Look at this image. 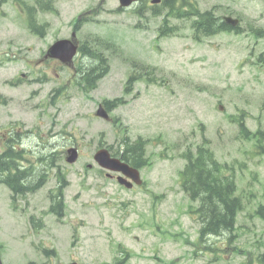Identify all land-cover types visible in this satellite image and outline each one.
Returning a JSON list of instances; mask_svg holds the SVG:
<instances>
[{
  "label": "rangeland",
  "instance_id": "1",
  "mask_svg": "<svg viewBox=\"0 0 264 264\" xmlns=\"http://www.w3.org/2000/svg\"><path fill=\"white\" fill-rule=\"evenodd\" d=\"M22 1L37 8L35 0ZM43 2L54 7L34 12L44 39L28 29V15L16 4H0V130L16 136L22 168L36 181L45 175L40 189L15 201L0 182L3 264H113L123 257L122 264H264V220L254 214L264 205V152L240 136L236 123L264 135V39L251 32L264 29V0H195L201 11L217 7L216 16L241 19L239 35L200 41L190 21L171 20L175 33L158 36L161 18L152 16L158 5L121 10L118 0ZM84 13L89 21L76 39L102 55L106 75L84 92L77 70L75 79L46 60L44 85L31 81L39 72L24 61L70 38L73 20ZM74 60L78 68L89 65L81 53ZM20 72L26 76L11 85ZM114 99L121 103L109 113L111 123L94 116L98 104ZM123 137L146 142L145 185L133 190L107 179L93 161L97 149L116 150ZM203 137L216 159L233 168L228 177L242 209L231 235L200 242L188 211L198 203L188 201L178 174L182 152ZM70 147L79 152L74 164L65 162ZM59 173L67 184L61 219L48 212ZM119 244L129 256L116 252Z\"/></svg>",
  "mask_w": 264,
  "mask_h": 264
},
{
  "label": "trees",
  "instance_id": "2",
  "mask_svg": "<svg viewBox=\"0 0 264 264\" xmlns=\"http://www.w3.org/2000/svg\"><path fill=\"white\" fill-rule=\"evenodd\" d=\"M176 1L181 2V6L178 8L174 6ZM187 2L188 0H168L167 8L173 11L177 10L175 15L178 19H188L187 21H190L195 39L200 36H211L230 30L219 18H215L213 12H200L197 6L187 5ZM185 6L187 10H183ZM79 24L80 21L77 26ZM171 31L172 28L168 27L167 20L164 19L162 26L159 28V33L167 35ZM256 35L264 34L258 31ZM80 51L89 60L87 68L82 66V69H80L82 71L81 82L87 88L93 89L96 82L105 75L107 70L106 66L103 65L105 60L101 54H97L85 46H82ZM132 78H130V81ZM119 102V100L113 101L108 104V107L112 108ZM236 123L240 136L246 140L253 139L255 148H259L264 152L262 143L264 135L261 134V131L249 132L240 119ZM145 143L142 139L131 142L127 137H123L113 156L118 157L132 167L142 169L149 166ZM208 145V141L203 139L202 144L196 146L194 152L193 149L187 147L181 154L182 159L186 161L185 167L180 172L181 188L188 197V201L198 203L196 207L189 206L188 211L200 225L199 240L201 242L207 237H219L225 233L231 235L235 229L237 213L242 208L240 200L235 197L236 186L234 180L228 177L229 173L233 172V168L217 162ZM18 159V153L14 152L11 147L0 155V182L10 189L13 196L24 197L27 193H34L43 185L45 175L44 178L43 175L39 176L40 179L36 181V175L32 176L31 170H19L16 163ZM58 182L60 183L59 193H56L53 197L50 212L57 217H62L61 191L65 181L62 177H59ZM193 207L194 210H192ZM254 213L264 220V205H259ZM44 253L47 256L54 255V251L51 250Z\"/></svg>",
  "mask_w": 264,
  "mask_h": 264
},
{
  "label": "water",
  "instance_id": "3",
  "mask_svg": "<svg viewBox=\"0 0 264 264\" xmlns=\"http://www.w3.org/2000/svg\"><path fill=\"white\" fill-rule=\"evenodd\" d=\"M158 0H153L152 2L156 3ZM123 6H127L131 4L132 0H120ZM232 24H235L232 22ZM76 53V46L69 40H61L54 43L47 52V56L51 58H58L63 63L70 62ZM97 116H100L104 119H107L106 112L99 107ZM70 156L67 158L68 163H74L77 159V152L75 149H70L68 151ZM95 161L103 168L108 169L113 172H120L124 176L131 178L137 184H140L138 171L134 168H130L127 164L123 163L122 161L111 158L110 155L106 150H99L96 155L94 156ZM119 183L126 185V187H131L130 184H127L124 179L118 178ZM0 264L1 259H0ZM76 264V263H72Z\"/></svg>",
  "mask_w": 264,
  "mask_h": 264
},
{
  "label": "flooded vegetation",
  "instance_id": "4",
  "mask_svg": "<svg viewBox=\"0 0 264 264\" xmlns=\"http://www.w3.org/2000/svg\"><path fill=\"white\" fill-rule=\"evenodd\" d=\"M14 4H17L16 2L12 1ZM43 28H44V24H43ZM43 39H44V34H43ZM44 51L42 52V54L40 55V57L33 59V60H27L24 61L25 66L27 69H29L30 71H34V72H39V75L37 78H34L32 80H34L36 83L38 84H43L44 85ZM60 67L63 68H67L70 66H63L61 64H59ZM72 69H74V67L71 66ZM22 77H25V74H22ZM16 136L15 135H11V136H7L5 134L0 133V147L4 146L5 143H7V141L9 139H14Z\"/></svg>",
  "mask_w": 264,
  "mask_h": 264
}]
</instances>
